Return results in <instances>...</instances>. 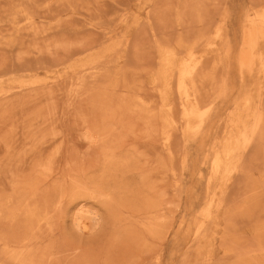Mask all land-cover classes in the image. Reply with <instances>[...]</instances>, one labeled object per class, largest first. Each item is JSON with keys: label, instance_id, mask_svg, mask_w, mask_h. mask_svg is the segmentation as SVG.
<instances>
[{"label": "rangeland", "instance_id": "rangeland-1", "mask_svg": "<svg viewBox=\"0 0 264 264\" xmlns=\"http://www.w3.org/2000/svg\"><path fill=\"white\" fill-rule=\"evenodd\" d=\"M262 12L0 0V264H264Z\"/></svg>", "mask_w": 264, "mask_h": 264}, {"label": "bare ground", "instance_id": "bare-ground-1", "mask_svg": "<svg viewBox=\"0 0 264 264\" xmlns=\"http://www.w3.org/2000/svg\"><path fill=\"white\" fill-rule=\"evenodd\" d=\"M253 8H254V6H252ZM258 19L260 20L259 21V23H260V25H263L264 26V12H262V13H259L258 15ZM263 34V32H262V28L260 27V28H255V27H253L252 25L251 26H248V27H246L245 29H244V32H243V37H244V45H245V47L247 48V50L242 54V58H241V63H240V65L242 64V65H246V64H248V57H249V54L250 53H253V51H254V48L256 47V45L258 44V38H259V36L260 35H262ZM240 52V51H239ZM250 55H253V54H250ZM240 67V66H239ZM205 72V71H204ZM201 74V73H200ZM195 104H196V102H195ZM196 109H198L197 107H196ZM195 111V110H194ZM191 112V111H190ZM196 112V111H195ZM259 117H260V115H259ZM257 118V120H256V122H255V124H254V126H253V128H254V131L255 132H257V129H258V127H260V118L262 117H260V118ZM223 126V125H222ZM259 131V130H258ZM253 133V132H252ZM259 133H260V131H259ZM260 135H261V133H260ZM242 138H243V140H244V142H245V144H249V143H251L252 142V139H253V136H247L246 134H242ZM262 143V142H261ZM244 145V144H243ZM250 146H251V144H250ZM249 146V147H250ZM249 150V149H248ZM79 207V206H78ZM88 212V211H87ZM95 212V211H94ZM89 213V212H88ZM87 213V214H88ZM92 213V212H91ZM90 213V214H91ZM164 220V219H163ZM85 226H87V225H85ZM88 227V226H87ZM89 229V228H88ZM87 229V230H88ZM226 230V229H225ZM197 233V232H196ZM227 233V232H226ZM196 239V238H195ZM223 239V238H222ZM223 241V240H222ZM195 242H196V240H195ZM224 243V242H223ZM220 246V245H219ZM259 250V249H258ZM263 250V249H262ZM260 251V250H259ZM228 252V251H227ZM264 253V252H263ZM254 255L256 254V253H253ZM253 255V256H254ZM157 263V262H156Z\"/></svg>", "mask_w": 264, "mask_h": 264}]
</instances>
